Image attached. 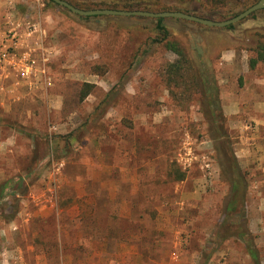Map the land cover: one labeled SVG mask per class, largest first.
Masks as SVG:
<instances>
[{
  "label": "rangeland",
  "instance_id": "obj_1",
  "mask_svg": "<svg viewBox=\"0 0 264 264\" xmlns=\"http://www.w3.org/2000/svg\"><path fill=\"white\" fill-rule=\"evenodd\" d=\"M70 1L83 8L105 9L108 4L129 11H145L135 5L138 1L155 2ZM156 1L184 5L198 15L214 14L207 0ZM28 23L37 28L29 37ZM155 23V18L137 16L86 18L47 0H0V48L7 31L20 24L24 36L12 53L16 59L28 53L49 82L43 87L39 74L20 78L0 55V102L6 110L12 106L6 113L0 105V142H12L0 151L5 152L0 154V184L8 180L11 186L0 200V264H202L207 258L208 264H252L227 227L238 222L237 216H224L230 186L221 166L223 147L244 178L241 212L264 264V110L257 107L264 102V64L249 68L255 57L252 40L260 35L264 42V12L236 23L232 31L163 19L173 39L205 70L213 99L205 93L189 101L170 95L164 69L177 56L152 41ZM83 83L95 88L80 103ZM19 96L28 98L14 99ZM209 110L215 124L223 125L219 140L211 137V122L203 112ZM91 115L72 153L55 158L53 150L65 147L55 136L77 130ZM24 130L49 136L48 145L41 140L37 147L41 159L30 170L34 141ZM176 172L185 175L183 181L175 182ZM62 203L68 204L61 208ZM110 206L119 209L123 223L106 246L80 230L76 220L90 207L103 216ZM62 213L68 228L59 225ZM53 214L58 240L75 247L82 239L87 248L61 255L33 246V238L45 241L49 233H32L30 220Z\"/></svg>",
  "mask_w": 264,
  "mask_h": 264
},
{
  "label": "trees",
  "instance_id": "obj_2",
  "mask_svg": "<svg viewBox=\"0 0 264 264\" xmlns=\"http://www.w3.org/2000/svg\"><path fill=\"white\" fill-rule=\"evenodd\" d=\"M65 1L69 2L70 4L74 5L79 9L91 10V8L89 7L83 8L78 4L72 3L70 0H65ZM258 1L259 0H236L237 4L230 6L227 0H207V4L211 7V10L214 12V14L210 16L208 15L207 16L198 15V16L202 18H208L218 21L226 20L235 17L240 12L249 8ZM47 4L53 5L55 3L52 0H47ZM93 5L96 6L99 4L96 5L93 4ZM107 5L108 4L104 5L105 7H107L105 9L115 8L113 6H107ZM135 5L139 6V8L142 7V9H145V11H149V12H156L157 10L156 8H159L161 12L180 11L184 13L195 14L189 11V9L186 8V6L184 5H180V4L176 6L166 5V4H161V2L156 0L155 2H152L151 5L146 4L145 2L141 3L139 1L136 2ZM141 5H145V7L143 8V6ZM223 10L225 11L223 12ZM262 12H264V8L252 13L250 16L253 17L255 16L256 13H262ZM86 18H90V17H86ZM163 19L164 18H155L156 20L155 31L157 32L155 38L152 41L154 43L163 45V47L166 50L173 52L177 56L176 60L174 62H169L164 69V83L167 86L170 95H172L174 98L180 101L183 100L189 101L192 99L194 94L205 93L206 98L208 96H211L213 99L214 96H212L208 92L207 75L204 73L205 70L201 65H198L195 61L191 59L189 53L182 45H180L176 40L173 39L172 35L170 34L166 26L163 24ZM197 25L202 28L206 27L200 24ZM207 28H212V27H207ZM234 28H235V24L224 27L223 29L227 31H232L234 30ZM258 38H260V35L259 37H257V39L252 40L253 43L255 44V46L252 49V51L255 53V57H253L249 61L250 69H254L258 63L264 64V42L258 40ZM261 38L264 39V35L261 36ZM94 88L95 86L93 84L83 83L78 92V98H79L78 101L80 103L83 102L93 92ZM103 103L104 102L102 101L100 104ZM203 112L206 118L211 122V126L209 128L211 137L214 140H219L223 135V125L215 124L214 122L215 114L211 113L210 110ZM92 118L93 115L89 116L77 130L69 132L65 136H58V135L55 136L56 139H60L65 143V147L63 149L56 148L55 150H53L55 158L63 159L67 157V155H70L72 153L73 149H71V146L73 145L74 142L80 143L79 139L83 134L82 131H84V129L90 126V122ZM23 132L26 137L34 141V148L32 149L31 155L29 156V162H28L29 167L27 169L30 170L31 164H34L41 159V154L39 152L40 150L37 147L42 146L41 140L45 141L46 145H48L49 136L47 135L43 138H40L37 134L34 133L27 134L28 131L26 130H24ZM219 150L223 158L221 164L223 168L222 171L224 177L226 178L230 186V191L226 199V202L224 204V216L226 219H232L233 216L234 217L237 216L238 218L237 223L231 222L232 224L230 225L228 224L229 226L227 227L232 229L231 236L234 235L243 243L246 254L251 260L252 264H261L259 252L255 248L254 241L253 239L250 238V233L246 228L244 222V216H243L244 213L241 212L245 205L244 178L242 175H240V171L233 154L227 151L224 147ZM184 178L185 175L183 173L180 172L175 173V178H174L175 182H181L184 180ZM18 179L20 180V178ZM10 187H11L10 182L8 180L3 181L0 184V200L4 198L6 192ZM67 204L62 203L60 204V207L63 208ZM88 210L89 213L87 214L85 213L79 216L76 220V223H78V225L80 226V230L91 233L92 239L104 245L109 244V240L111 241L113 238L114 239L117 238L115 235H113L112 237L111 235L116 230V228L118 227L119 229V225L123 223V219L120 216L119 209L116 208L114 210H111V206L107 207V209L104 211L103 216H100L102 214H100V212H98L97 210L94 211L93 209H91V207ZM56 216L55 214L46 218H42L40 216H34L30 220L29 227L32 230V233L33 231H36V233L41 237L44 236V234L42 233L45 232L49 233V238L46 239L45 241H42L43 237L33 238L34 240L32 243L34 244L32 245L33 246L42 245L46 250H55L57 252H60L61 255H66L67 253H72V252L75 253L77 251L81 252L83 248H87L85 247L84 244L85 240L82 239H79L77 241V245L75 247H72L71 243H69L65 239H63L62 241L58 240L57 229H56L57 227L59 228L58 220L60 221L59 225H64V227L66 226V228H68L69 219H67L68 217H66V215L63 213H62V217L58 218V220ZM109 220H111L112 222V224L110 225L107 223ZM104 224L106 225L108 224V225L105 227L103 226ZM47 227H49V229ZM122 239L123 238H119L118 241L121 242ZM108 247H111V245ZM208 262H209V258H207L202 264H208ZM61 264H62V260H61Z\"/></svg>",
  "mask_w": 264,
  "mask_h": 264
},
{
  "label": "water",
  "instance_id": "obj_3",
  "mask_svg": "<svg viewBox=\"0 0 264 264\" xmlns=\"http://www.w3.org/2000/svg\"><path fill=\"white\" fill-rule=\"evenodd\" d=\"M55 4L69 10L73 14H77L83 17H91V16H101V15H111V16H123V17H149V18H176L183 19L190 22H195L200 25L206 27H214V28H224L229 25L236 24L252 13L261 10L264 8V0H259L249 8L240 12L233 18L226 20H213L208 18H202L200 16H196L194 14L184 13L180 11H163V12H149V11H141V10H115V9H91V10H83L75 7L65 0H52Z\"/></svg>",
  "mask_w": 264,
  "mask_h": 264
},
{
  "label": "built area",
  "instance_id": "obj_4",
  "mask_svg": "<svg viewBox=\"0 0 264 264\" xmlns=\"http://www.w3.org/2000/svg\"><path fill=\"white\" fill-rule=\"evenodd\" d=\"M26 33L25 36L29 37L33 33L37 31V28L35 25L28 23L26 25ZM5 38L3 40L4 45L3 48H0L1 52V58L3 59V62L6 63L7 65H13L14 69L17 71V73L20 75L19 77L22 79H26L31 77L32 75H41L42 80L41 84L43 87H48L49 82L45 77V71L40 70L35 66V62L30 60V55L28 53L23 54L20 58L16 59L17 56L13 54L12 52H17L21 43H22V37L24 36V32L21 31V26L20 24H17L14 28H10L7 33L4 35ZM44 55H46V51L43 50ZM46 58L43 57L42 62H46ZM45 64V63H44ZM37 68V69H36ZM20 79L16 80L15 86L19 85ZM35 84L37 83L36 81L34 82ZM0 90L3 91L4 88L0 87Z\"/></svg>",
  "mask_w": 264,
  "mask_h": 264
},
{
  "label": "crops",
  "instance_id": "obj_5",
  "mask_svg": "<svg viewBox=\"0 0 264 264\" xmlns=\"http://www.w3.org/2000/svg\"><path fill=\"white\" fill-rule=\"evenodd\" d=\"M1 93H4V92H1ZM27 99L28 97L27 96H19V98H14L15 100H20V99ZM34 97H32V99H33ZM0 99H1V101L4 99V96L3 95H1L0 96ZM14 99H12V100H14ZM35 99V98H34ZM33 99V100H34ZM0 105L2 106V109L4 108L5 109V112L7 113H9V112H11L12 110V106H10L11 104H9V106H10V108L8 109V110H6V107H8V106H4L3 105V102H0ZM258 109H262V110H264V102H263V104H259L258 106ZM28 115H29V113H28ZM0 117H2V115L0 114ZM29 117V116H28ZM0 120H1V118H0ZM4 127L2 126V125H0V132L1 131H3L2 129H3ZM3 141V140H2ZM10 145H12V142H11V140H9L8 138L7 139H4V141L3 142H0V151L1 150H5V152L7 151V149H8V147L10 146ZM5 152H0V154L1 155H4L5 154Z\"/></svg>",
  "mask_w": 264,
  "mask_h": 264
},
{
  "label": "flooded vegetation",
  "instance_id": "obj_6",
  "mask_svg": "<svg viewBox=\"0 0 264 264\" xmlns=\"http://www.w3.org/2000/svg\"><path fill=\"white\" fill-rule=\"evenodd\" d=\"M191 14V13H190ZM195 15V14H194ZM196 16H198V14H196ZM193 23H195V22H193ZM196 24H198V23H196ZM203 26V25H202Z\"/></svg>",
  "mask_w": 264,
  "mask_h": 264
}]
</instances>
